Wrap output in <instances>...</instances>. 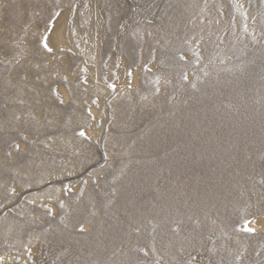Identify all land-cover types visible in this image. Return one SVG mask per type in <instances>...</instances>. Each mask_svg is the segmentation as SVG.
Returning a JSON list of instances; mask_svg holds the SVG:
<instances>
[{
  "label": "rangeland",
  "instance_id": "374dc122",
  "mask_svg": "<svg viewBox=\"0 0 264 264\" xmlns=\"http://www.w3.org/2000/svg\"><path fill=\"white\" fill-rule=\"evenodd\" d=\"M239 77L264 80V0H0V264H264V112L217 101ZM238 111L253 139L189 158L202 188L151 182Z\"/></svg>",
  "mask_w": 264,
  "mask_h": 264
},
{
  "label": "bare ground",
  "instance_id": "6f19581e",
  "mask_svg": "<svg viewBox=\"0 0 264 264\" xmlns=\"http://www.w3.org/2000/svg\"><path fill=\"white\" fill-rule=\"evenodd\" d=\"M248 66H249L248 64H246V65L243 64L240 67H235V70L241 71L242 76L249 75V73L251 71L249 70V72H247V68H249V69H253V68H250L251 66L250 67H248ZM252 72H254V70ZM256 72H258V70ZM257 76H259V75H257ZM242 79H244V77L236 78L234 80V83L230 84V85H228L225 81L220 83V85H219V96L217 97V101L219 102V104H225V105H228L231 107H233V106H237V107L239 106L240 107L241 106V107L245 108V110L252 112L253 115L257 114V116H259L260 114H263L264 103L262 102V100L264 101V99H263L264 93H262V90H263L264 80H262V79L256 80L258 83V84L256 83L257 86H254L253 92H248L247 89H249L250 82L244 81L242 83V85L240 86ZM211 82H213V79L211 80ZM223 96H226L225 101L220 100V98H222ZM194 102L200 103L201 100L196 99V100H194ZM202 115H204V114L202 112H200L190 122V124L187 126L188 132H186V135L181 138L182 143H184V144L190 143V145H192V147H190V149H188L187 152L184 151L183 153H181V155H184L183 156V162H179V163L173 162L168 157L169 155L172 154V152H175L174 148H172L171 151H169V154L167 153L168 154L167 155L168 161H166V163H165L167 165V167L170 169L174 168L175 170H178V169L184 170L185 169L184 171L186 174L185 175H177V177H176V174H172L170 177H168V178H171V181L169 183L167 181L168 178L164 179V177L162 180L153 179L151 182L158 183V186L159 185L161 186V184H162L166 188L167 187L170 188L173 183L175 184L176 187H181L182 185L185 184V182L192 183V185H193L194 182L198 181V182H200L199 185L202 188L203 187L202 184L204 182L202 180L195 178L194 173H191V171L190 172H188V171L190 169H193V168H196V169L197 168H204L208 172H211L213 169H210L209 166L205 163H202L201 165H187L189 158H192V157L197 156V155H202L204 157V160H208L210 162L211 161H213V162L217 161L218 165H227L229 163L228 153L235 155L241 151L244 152V149H243L244 145L247 144V142L249 140L253 139V135L255 132L254 131L255 126L252 123H246V125L241 126V121L245 117L244 114L241 113V111H238L237 113H234L230 116H227V120H232L233 122H235V126L231 130H228L227 128H224L222 130L221 142L217 141L214 136L209 134V132L213 128L219 127V124L206 123L204 121L202 122V119H203ZM257 116H254L253 118H255ZM223 119H224V117L221 116L220 120H223ZM161 136H163V135H160V137ZM156 138H155V135H153V139H150L151 144L149 145V147L147 149L148 153H153L155 151ZM172 144H173V141H171L169 143L170 146H172ZM213 151H215L214 154L218 153V154L222 155V157L219 159L214 157L212 155ZM160 160H161V158H160ZM159 162L160 161H158V163ZM166 165H164V166H166ZM168 168H167V170H168ZM163 171H165V169ZM167 174L169 175V170H168ZM164 175H165V173H164ZM168 175H166V176H168ZM197 184L194 183V185H197ZM162 188L164 189V187H162ZM157 189L153 193L158 195V197H159V195H160V197L162 195L166 196L165 198H164V196H162L163 199H161V201L166 200V199L169 200L170 197L172 196L170 193H164V192H166L165 190L163 191V193H162V191L161 192L158 191V190H162L161 188L158 190ZM156 191H158V193H156ZM145 192H146V190H145ZM180 194L181 193H179L177 195V197H178L177 200L181 199ZM196 194L197 193L194 191V196Z\"/></svg>",
  "mask_w": 264,
  "mask_h": 264
},
{
  "label": "snow or ice",
  "instance_id": "6c2138e0",
  "mask_svg": "<svg viewBox=\"0 0 264 264\" xmlns=\"http://www.w3.org/2000/svg\"><path fill=\"white\" fill-rule=\"evenodd\" d=\"M44 47H45V48H48L47 43L44 44ZM48 50L50 51L51 49H48ZM82 134H83V133H82ZM247 231H250V232H251V231H254V229H252V228H248Z\"/></svg>",
  "mask_w": 264,
  "mask_h": 264
}]
</instances>
